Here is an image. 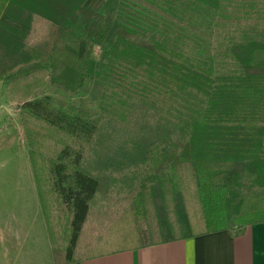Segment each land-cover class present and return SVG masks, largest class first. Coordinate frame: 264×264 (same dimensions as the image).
<instances>
[{"label":"trees","instance_id":"trees-1","mask_svg":"<svg viewBox=\"0 0 264 264\" xmlns=\"http://www.w3.org/2000/svg\"><path fill=\"white\" fill-rule=\"evenodd\" d=\"M105 2L71 3L54 21L30 14L31 58L0 74L44 68L55 87L97 93L94 110H63L48 95L20 104L52 248L79 261L160 243L157 205L182 238L174 195L190 236L264 221V0H118L100 13ZM8 10L0 0V27ZM148 31L157 38L128 39ZM140 167L150 172L137 182Z\"/></svg>","mask_w":264,"mask_h":264},{"label":"rangeland","instance_id":"rangeland-1","mask_svg":"<svg viewBox=\"0 0 264 264\" xmlns=\"http://www.w3.org/2000/svg\"><path fill=\"white\" fill-rule=\"evenodd\" d=\"M9 10L2 17L3 26L0 27V74L15 65L27 61L31 56L22 49V36L27 30L30 14H36L51 21L57 20L60 15L70 12V4H77L80 0H8ZM118 0H106L99 9L100 13L111 8ZM70 34L74 40L73 53H79L84 47L85 38L82 29L76 24L70 27ZM157 35L148 32H136L128 37L129 40L142 43L156 39ZM219 70L232 68L218 65ZM1 78V77H0ZM50 96L56 106L70 112L79 108L94 110L97 93L66 91L50 84L48 71L39 69L26 76L12 77L8 80L0 79V216L25 218L29 213H38L37 197L33 177L28 161L27 143L17 134L18 113L20 104L33 97ZM73 165L66 160V174L69 184ZM150 167H140L136 171L137 182H140ZM176 219L181 235H188L189 230L184 211L176 195L173 196ZM35 209V210H34ZM40 211V210H39ZM159 231L163 239H171L167 219L160 205L156 207L155 214ZM138 235L142 244L149 241V232L142 220L136 221ZM238 227L231 228L236 232ZM156 237V235H155Z\"/></svg>","mask_w":264,"mask_h":264},{"label":"crops","instance_id":"crops-1","mask_svg":"<svg viewBox=\"0 0 264 264\" xmlns=\"http://www.w3.org/2000/svg\"><path fill=\"white\" fill-rule=\"evenodd\" d=\"M36 208L38 213L30 212L27 222L0 216V264H264V221L235 233L222 229L188 234L128 251L66 261L63 252L48 241L38 199Z\"/></svg>","mask_w":264,"mask_h":264}]
</instances>
